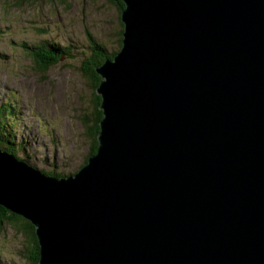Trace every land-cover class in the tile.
<instances>
[{
  "label": "water",
  "instance_id": "1",
  "mask_svg": "<svg viewBox=\"0 0 264 264\" xmlns=\"http://www.w3.org/2000/svg\"><path fill=\"white\" fill-rule=\"evenodd\" d=\"M109 1L95 154L60 177L0 149V206L37 264H264V0Z\"/></svg>",
  "mask_w": 264,
  "mask_h": 264
},
{
  "label": "rangeland",
  "instance_id": "2",
  "mask_svg": "<svg viewBox=\"0 0 264 264\" xmlns=\"http://www.w3.org/2000/svg\"><path fill=\"white\" fill-rule=\"evenodd\" d=\"M120 28L108 0H0V104L13 102L16 113L2 132L28 167L67 176L95 154L97 140L88 132L95 90L80 66L93 55L87 33L114 52ZM44 41L66 52L46 71L34 55L54 54L41 48ZM29 251L18 225L0 224V264H31Z\"/></svg>",
  "mask_w": 264,
  "mask_h": 264
},
{
  "label": "trees",
  "instance_id": "3",
  "mask_svg": "<svg viewBox=\"0 0 264 264\" xmlns=\"http://www.w3.org/2000/svg\"><path fill=\"white\" fill-rule=\"evenodd\" d=\"M109 2L116 7L117 12L120 15L121 10L123 9L122 2L121 1H118V2L109 1ZM120 26H122L121 23H120ZM121 33H122V29L120 28L119 33H118V37H117V42H116V44H118V49L114 52H107L106 49L100 43L96 42L93 39V36L90 33H87V38H88V40H90L89 48L91 49L93 55H92V57L84 60L81 63L80 70H82L84 72V75H86L87 77H90L92 79V85H93L94 90L98 86L100 79L94 73L93 69H94V67L100 65L104 60L112 58L117 53V51L119 50V48L121 46V44H120ZM24 47L26 49L32 50L28 46H24ZM41 48L45 49L47 51V53L54 52V54L49 55V56H46V54H42V55L34 54L39 58L38 64H39V67L41 68L42 71H46L51 65L56 63L57 59L61 55L66 54V52L63 50L65 48L61 47L58 43H48V42L44 41L41 44ZM99 102H100L99 97L96 95V93H94V95H93V109H94V112H96V113H94V115H92V117L94 118L93 131H88L89 133H91V136L93 138L97 137L98 122L101 118V111L98 109ZM13 105H14L13 102H3L2 104H0V149L5 150L10 154H13L18 160H22V159L18 158L16 156V153L9 148V143L5 137L6 134L4 133L5 134L4 135L2 132V128H5L7 120L10 121V123L8 124L9 127L11 125H13V123L14 124L16 123L14 121V116H16V113H15ZM95 145H96V142L93 141L94 150L92 152L95 151V148H96ZM22 161H25V160L23 159ZM45 174L49 175V176H59L58 174L54 173L55 174L54 175V174L49 173V172H46ZM4 222H9V223L11 222L15 226L18 225V229L20 230V232L23 235H25L26 237H28V244L31 246L33 251L27 252V255H28L27 258L31 261V264H37L38 245L36 242V238L34 235V228L32 227V225L29 222H27L26 220H24L23 218H21L20 216L9 212V210L8 211L5 210L4 208H2L0 206V224H2Z\"/></svg>",
  "mask_w": 264,
  "mask_h": 264
},
{
  "label": "bare ground",
  "instance_id": "4",
  "mask_svg": "<svg viewBox=\"0 0 264 264\" xmlns=\"http://www.w3.org/2000/svg\"><path fill=\"white\" fill-rule=\"evenodd\" d=\"M29 140V139H28ZM30 142V141H29ZM60 177H61V175H60Z\"/></svg>",
  "mask_w": 264,
  "mask_h": 264
}]
</instances>
